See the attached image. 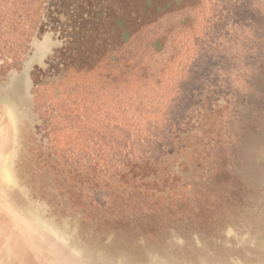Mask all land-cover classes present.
Returning <instances> with one entry per match:
<instances>
[{
    "label": "rangeland",
    "instance_id": "obj_1",
    "mask_svg": "<svg viewBox=\"0 0 264 264\" xmlns=\"http://www.w3.org/2000/svg\"><path fill=\"white\" fill-rule=\"evenodd\" d=\"M24 1L0 0V74L42 17ZM81 1L59 85L33 91L30 64L20 105L0 88V242L37 264H264V0Z\"/></svg>",
    "mask_w": 264,
    "mask_h": 264
},
{
    "label": "flooded vegetation",
    "instance_id": "obj_2",
    "mask_svg": "<svg viewBox=\"0 0 264 264\" xmlns=\"http://www.w3.org/2000/svg\"><path fill=\"white\" fill-rule=\"evenodd\" d=\"M28 1L29 0L23 2L24 7L30 5V1ZM80 1L76 3V0H36V5L33 7V10L23 11V14L34 13L42 15L40 22L33 29L30 39L28 38L29 36H26L28 39L25 38V40L28 41L27 44L23 46L24 49H26V51H24V58L17 63V66L20 68L23 66L22 70H24L28 62L32 61L30 78L33 91L39 92L42 88L41 86L45 84L59 85V80H56V73L59 71V68L63 66L60 62L62 60L61 52H63L65 46V40L62 39V25L66 21L64 15L72 14L77 7L87 5V3ZM10 11L11 9L0 10L2 13H10ZM6 63L13 64L14 61L10 58L8 62L5 60L0 61V69L4 64L6 65ZM33 64H35V67H33ZM59 64L61 65L58 66ZM15 70L17 69L10 68L5 74H0V88L8 86L13 74H15ZM66 164V162H63V165Z\"/></svg>",
    "mask_w": 264,
    "mask_h": 264
},
{
    "label": "crops",
    "instance_id": "obj_3",
    "mask_svg": "<svg viewBox=\"0 0 264 264\" xmlns=\"http://www.w3.org/2000/svg\"><path fill=\"white\" fill-rule=\"evenodd\" d=\"M12 219L7 216L6 209H2L0 207V237L5 236L7 234V228L9 225L12 227ZM7 223L9 225H7ZM11 230H16L15 228H11ZM20 230V228L17 231L19 242L21 241V238L23 239L25 236V233ZM21 243H19V247L15 245L14 247L7 246V243H1L0 242V264H37L33 262H28V259L26 257L27 252L25 249L21 248Z\"/></svg>",
    "mask_w": 264,
    "mask_h": 264
},
{
    "label": "water",
    "instance_id": "obj_4",
    "mask_svg": "<svg viewBox=\"0 0 264 264\" xmlns=\"http://www.w3.org/2000/svg\"><path fill=\"white\" fill-rule=\"evenodd\" d=\"M32 61H29L22 74L12 77L11 85L6 92L7 98L10 99L16 106L20 105L22 101L28 96L29 91V67Z\"/></svg>",
    "mask_w": 264,
    "mask_h": 264
}]
</instances>
